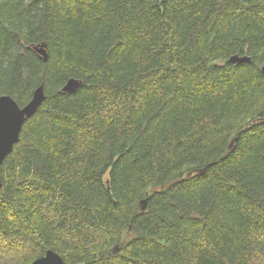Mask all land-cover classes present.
<instances>
[{
    "label": "trees",
    "instance_id": "16d2710c",
    "mask_svg": "<svg viewBox=\"0 0 264 264\" xmlns=\"http://www.w3.org/2000/svg\"><path fill=\"white\" fill-rule=\"evenodd\" d=\"M263 66L264 0H0V264H264Z\"/></svg>",
    "mask_w": 264,
    "mask_h": 264
},
{
    "label": "water",
    "instance_id": "95a60500",
    "mask_svg": "<svg viewBox=\"0 0 264 264\" xmlns=\"http://www.w3.org/2000/svg\"><path fill=\"white\" fill-rule=\"evenodd\" d=\"M48 46L41 44L34 46L33 50L44 61H48ZM251 57L235 55L228 61L232 64H250ZM264 75V66L261 69ZM81 81L77 79H71L62 89L64 94H74L81 87ZM46 99L43 85L39 86L33 95L32 100L24 107L21 108L19 104L8 95L0 97V188H3L2 184V172L3 166L7 157L13 152L14 147L19 143L22 130L28 120L33 118ZM32 264H65L63 258L53 252L48 251L46 255Z\"/></svg>",
    "mask_w": 264,
    "mask_h": 264
},
{
    "label": "rangeland",
    "instance_id": "374dc122",
    "mask_svg": "<svg viewBox=\"0 0 264 264\" xmlns=\"http://www.w3.org/2000/svg\"><path fill=\"white\" fill-rule=\"evenodd\" d=\"M144 205H145V203H142V204H141V207L144 208Z\"/></svg>",
    "mask_w": 264,
    "mask_h": 264
},
{
    "label": "bare ground",
    "instance_id": "6f19581e",
    "mask_svg": "<svg viewBox=\"0 0 264 264\" xmlns=\"http://www.w3.org/2000/svg\"><path fill=\"white\" fill-rule=\"evenodd\" d=\"M235 56V55H234ZM230 60V59H229ZM51 251V250H50ZM54 252V251H53Z\"/></svg>",
    "mask_w": 264,
    "mask_h": 264
}]
</instances>
